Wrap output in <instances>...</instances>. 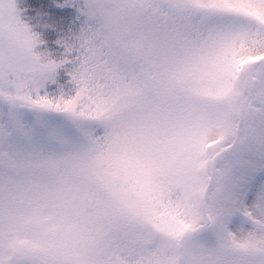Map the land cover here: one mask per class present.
Returning <instances> with one entry per match:
<instances>
[{"label":"snow or ice","instance_id":"1","mask_svg":"<svg viewBox=\"0 0 264 264\" xmlns=\"http://www.w3.org/2000/svg\"><path fill=\"white\" fill-rule=\"evenodd\" d=\"M0 264H264V0H0Z\"/></svg>","mask_w":264,"mask_h":264}]
</instances>
